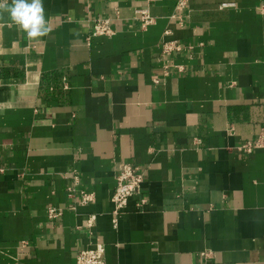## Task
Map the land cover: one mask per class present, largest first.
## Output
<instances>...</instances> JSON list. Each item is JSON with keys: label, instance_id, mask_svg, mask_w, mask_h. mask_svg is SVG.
<instances>
[{"label": "crops", "instance_id": "0c3cea01", "mask_svg": "<svg viewBox=\"0 0 264 264\" xmlns=\"http://www.w3.org/2000/svg\"><path fill=\"white\" fill-rule=\"evenodd\" d=\"M175 2L43 0L36 39L0 19V264H264V149H237L264 125V0ZM122 162L144 181L114 225Z\"/></svg>", "mask_w": 264, "mask_h": 264}, {"label": "built area", "instance_id": "2783aa9c", "mask_svg": "<svg viewBox=\"0 0 264 264\" xmlns=\"http://www.w3.org/2000/svg\"><path fill=\"white\" fill-rule=\"evenodd\" d=\"M189 2L190 0H176L175 9L184 13ZM136 11L139 13L138 18L141 27H146L152 21L148 10L146 8H138ZM112 32L113 30L110 25L109 17H97L92 19L90 36L110 35ZM191 47L192 45L177 40H165L161 43V54L167 58L168 55L173 52H182ZM163 70L166 74L169 72V65L167 63L163 65ZM154 81L156 82V80ZM237 149L244 154L252 153L257 149H264V125L259 129L253 139L243 141L237 146ZM77 178L78 177L74 175V184L77 183ZM115 180L116 183L111 194V201L113 204L111 212L114 225L116 224L123 208L126 206L128 198L132 195L140 194L142 183L144 181V174L139 167L128 162H122L118 165ZM68 190L71 195L74 188L70 186ZM79 197V203L81 204L91 202L94 198L92 192H80ZM144 202L145 199L140 198L139 204H143ZM47 213L49 217H57L61 214V211L51 206L48 207ZM93 219L94 217L90 216L87 220L88 226L92 223ZM205 255L207 256L208 254ZM75 264H107L104 247L101 244H98L96 246L79 249L76 252Z\"/></svg>", "mask_w": 264, "mask_h": 264}, {"label": "clouds", "instance_id": "9594fccd", "mask_svg": "<svg viewBox=\"0 0 264 264\" xmlns=\"http://www.w3.org/2000/svg\"><path fill=\"white\" fill-rule=\"evenodd\" d=\"M7 14L11 24L29 39L46 36L50 28L45 20L43 0H0V19Z\"/></svg>", "mask_w": 264, "mask_h": 264}]
</instances>
